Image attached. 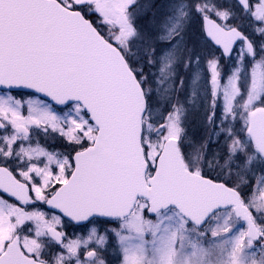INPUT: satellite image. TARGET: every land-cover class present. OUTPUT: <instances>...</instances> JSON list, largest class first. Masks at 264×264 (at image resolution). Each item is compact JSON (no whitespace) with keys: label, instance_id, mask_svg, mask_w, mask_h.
Returning <instances> with one entry per match:
<instances>
[{"label":"snow or ice","instance_id":"1","mask_svg":"<svg viewBox=\"0 0 264 264\" xmlns=\"http://www.w3.org/2000/svg\"><path fill=\"white\" fill-rule=\"evenodd\" d=\"M0 264H264V0H0Z\"/></svg>","mask_w":264,"mask_h":264}]
</instances>
